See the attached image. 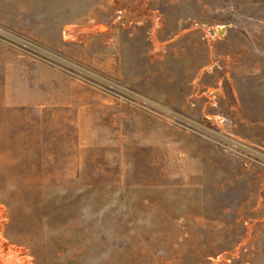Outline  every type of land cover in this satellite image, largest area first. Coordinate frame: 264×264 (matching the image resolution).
Returning a JSON list of instances; mask_svg holds the SVG:
<instances>
[{
  "label": "rangeland",
  "instance_id": "rangeland-1",
  "mask_svg": "<svg viewBox=\"0 0 264 264\" xmlns=\"http://www.w3.org/2000/svg\"><path fill=\"white\" fill-rule=\"evenodd\" d=\"M0 264H264V0H0Z\"/></svg>",
  "mask_w": 264,
  "mask_h": 264
},
{
  "label": "bare ground",
  "instance_id": "bare-ground-1",
  "mask_svg": "<svg viewBox=\"0 0 264 264\" xmlns=\"http://www.w3.org/2000/svg\"><path fill=\"white\" fill-rule=\"evenodd\" d=\"M104 28V27H103ZM101 29V28H100Z\"/></svg>",
  "mask_w": 264,
  "mask_h": 264
}]
</instances>
